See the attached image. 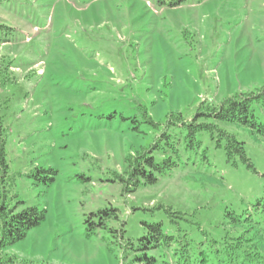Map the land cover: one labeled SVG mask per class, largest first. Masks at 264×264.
I'll return each instance as SVG.
<instances>
[{
    "label": "rangeland",
    "instance_id": "374dc122",
    "mask_svg": "<svg viewBox=\"0 0 264 264\" xmlns=\"http://www.w3.org/2000/svg\"><path fill=\"white\" fill-rule=\"evenodd\" d=\"M173 1L0 0L12 191L46 211L5 255L129 264L143 222H161L204 264H264V210L255 205L264 137L199 118L244 142L249 167L227 161L218 130L193 126L206 107L264 85V0ZM253 109L264 121V105ZM142 152L173 163L131 191L130 159ZM42 168L55 170L49 185ZM174 251L161 253L166 264Z\"/></svg>",
    "mask_w": 264,
    "mask_h": 264
},
{
    "label": "trees",
    "instance_id": "16d2710c",
    "mask_svg": "<svg viewBox=\"0 0 264 264\" xmlns=\"http://www.w3.org/2000/svg\"><path fill=\"white\" fill-rule=\"evenodd\" d=\"M182 2L183 0H177L169 5L179 6ZM254 103L264 105V85L252 91L240 92L229 96L218 105L206 107L204 112H199L195 116L193 126L196 129L208 128L211 133L218 130L217 145L221 147L222 140L225 141L224 149L227 161L235 163L236 156H239L249 167H252V163L246 155L244 142L239 141L235 135L217 128L216 124L197 122L199 118L206 117L235 123L245 126L251 132L264 137V121L256 118L253 109ZM172 163L170 158L157 162L152 154L145 152L130 159L131 191H136L141 185L147 186L157 183L158 174ZM38 171L51 174L50 177L46 178L48 180L45 181L47 185L54 180L53 174L55 170L42 168L38 169ZM255 205L257 208L264 210V195L257 200ZM166 210L171 212L170 209ZM45 218L46 211L44 209L35 205H26V202L19 199L12 191V176L7 159L5 129L0 123V264H49L20 261L15 256L3 253L4 249L24 239L30 230L41 225ZM100 224L104 225L102 222ZM143 225L145 229L144 235L138 238L135 243L129 241L130 257L133 254L132 262L129 264H166L164 256H162L164 254L161 255V253H164L165 250H171L173 246H177V251H174V255L178 257L174 264H193L194 261L196 262L195 264H204V258L199 261L196 254L192 255L190 253L186 236L182 239V242L186 243L180 244V240L176 239L174 235L167 234L164 231L161 222H143Z\"/></svg>",
    "mask_w": 264,
    "mask_h": 264
}]
</instances>
